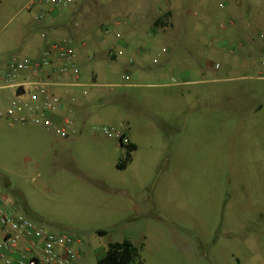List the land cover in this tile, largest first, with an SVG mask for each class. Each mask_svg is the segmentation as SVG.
I'll return each instance as SVG.
<instances>
[{"label":"rangeland","instance_id":"374dc122","mask_svg":"<svg viewBox=\"0 0 264 264\" xmlns=\"http://www.w3.org/2000/svg\"><path fill=\"white\" fill-rule=\"evenodd\" d=\"M4 1L12 12L1 39L36 22L26 0ZM124 1L116 12L108 0L59 10L55 38L71 41L81 71L98 75L100 86L89 90L106 96L66 138L0 120V201L81 238L76 264H97L109 243L124 240L138 254L133 264H264V16L224 17L227 0H176L177 23L164 33L136 28ZM122 39L120 61L93 58ZM248 55L253 68L226 74ZM171 57L173 69L162 68ZM131 58L163 77L128 76ZM5 96L12 93L0 92L3 108ZM104 126L136 144L127 169L117 168L126 149L101 133Z\"/></svg>","mask_w":264,"mask_h":264},{"label":"built area","instance_id":"2783aa9c","mask_svg":"<svg viewBox=\"0 0 264 264\" xmlns=\"http://www.w3.org/2000/svg\"><path fill=\"white\" fill-rule=\"evenodd\" d=\"M75 3L76 0H26V9L36 10L35 21L42 22L47 17L57 18L60 9H71ZM115 36L121 38L120 34ZM42 38L46 40L48 36L42 34ZM260 38L264 44V34ZM75 59L71 41L54 38L39 57L8 61L0 69V92L8 90L12 96L5 108L0 103V120L10 125L43 126L62 138L68 137L76 125L73 106L77 99L65 97L69 89L78 87L84 88V96L89 94ZM260 64L264 67V48ZM100 131L126 146L130 144L124 131L105 126ZM82 246L81 238L49 231L0 201V264H75Z\"/></svg>","mask_w":264,"mask_h":264},{"label":"crops","instance_id":"0c3cea01","mask_svg":"<svg viewBox=\"0 0 264 264\" xmlns=\"http://www.w3.org/2000/svg\"><path fill=\"white\" fill-rule=\"evenodd\" d=\"M109 3L106 4V8L111 11L120 10L119 0H108ZM136 1H139L140 4L136 6ZM154 1L158 2V6L152 4ZM228 1V10L224 17L232 16V15H248L256 18H260L264 16V0H227ZM161 2H165V5H161ZM176 0H150V4H147L146 0H125L124 5H128L127 3H131V7L133 9L131 14H135L136 17V28L140 29L145 27V23L154 28L155 31L160 30L165 32H170L174 29L175 24L177 23V17L179 14L175 13V7H173L172 3H175ZM136 6V7H135ZM135 7V8H134ZM26 11V6L24 7ZM118 9V10H117ZM104 10V9H103ZM11 5L7 4L6 1L0 0V35L5 30V20L6 17L11 14ZM119 12H117L118 14ZM141 16V17H140ZM139 17V18H138ZM56 18L47 17L42 22H30L19 26L8 36L4 38H0V69H3L5 64L13 58H25V57H39L45 48L49 45L50 41H52L59 33L56 29L53 28V22ZM162 19V23L157 24V21ZM161 26V27H160ZM42 34H46L48 39H43ZM250 40V37H247ZM122 47H116L109 49L108 51L104 50H95L94 59H99L107 62L108 60L118 62L125 55V51L128 47V41L122 39L121 43ZM166 50V49H164ZM122 51V52H121ZM169 50H166L165 53H168ZM18 56V57H17ZM252 55L245 56L240 62L233 60L234 63H230L227 66V72L231 73L235 68V65H239L246 70L253 68L256 64ZM92 58V59H93ZM172 58L165 60V62L161 65L162 68H166L169 66V69H173L171 66ZM132 58L129 61V66L126 69V74L128 76L136 75L141 79L149 78V79H159L163 77L161 75V69L159 71H154L153 67L144 66V65H135ZM135 65V66H134ZM160 68V67H159ZM189 71L184 69L181 71L183 74H187ZM112 73V77H113ZM82 82L84 85L88 86L89 94L87 96L83 95L84 88H71L69 89L68 96L65 99L70 100L72 96L76 97L77 102L73 106L76 111V123H83L90 117H92L96 112L95 109L99 104H102L103 99L106 94L101 93L99 91H90V88H98V75L93 71L91 77L89 79L86 77L85 73L82 72L81 76ZM59 93H63L59 91ZM125 96V95H124ZM7 99L8 97L5 96ZM3 105V104H2ZM2 107V106H1ZM131 144L136 145L130 140ZM137 147V146H136ZM133 161V160H132ZM106 235V234H105ZM104 235V236H105ZM125 241V240H124ZM121 243V242H117ZM110 244L109 243L108 247ZM107 247V249H108ZM107 250L103 253L101 257L106 254ZM83 254V250L80 248V254L77 259L81 257ZM100 257V258H101ZM76 264V261H75Z\"/></svg>","mask_w":264,"mask_h":264},{"label":"trees","instance_id":"16d2710c","mask_svg":"<svg viewBox=\"0 0 264 264\" xmlns=\"http://www.w3.org/2000/svg\"><path fill=\"white\" fill-rule=\"evenodd\" d=\"M162 19L157 21V24L162 23ZM122 148L126 149L125 157L117 164L119 170H125L132 162V155L137 150L136 145L129 144L124 145L120 143ZM101 236H104L105 232H99ZM138 258L134 244L125 240L121 243L110 244L106 254L97 260V264H133ZM139 264H142L141 262Z\"/></svg>","mask_w":264,"mask_h":264},{"label":"water","instance_id":"95a60500","mask_svg":"<svg viewBox=\"0 0 264 264\" xmlns=\"http://www.w3.org/2000/svg\"><path fill=\"white\" fill-rule=\"evenodd\" d=\"M20 93V91H18V94Z\"/></svg>","mask_w":264,"mask_h":264}]
</instances>
